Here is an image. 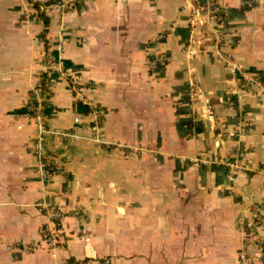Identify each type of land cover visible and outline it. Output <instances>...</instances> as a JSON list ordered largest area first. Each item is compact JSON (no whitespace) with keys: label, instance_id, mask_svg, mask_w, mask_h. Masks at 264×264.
<instances>
[{"label":"crops","instance_id":"1","mask_svg":"<svg viewBox=\"0 0 264 264\" xmlns=\"http://www.w3.org/2000/svg\"><path fill=\"white\" fill-rule=\"evenodd\" d=\"M217 1L0 0V264H264V0Z\"/></svg>","mask_w":264,"mask_h":264},{"label":"built area","instance_id":"2","mask_svg":"<svg viewBox=\"0 0 264 264\" xmlns=\"http://www.w3.org/2000/svg\"><path fill=\"white\" fill-rule=\"evenodd\" d=\"M64 2L67 3L65 4L67 6L71 3V2H67V0L66 1L62 0V3ZM199 11L200 12L198 13V15L201 17L206 15L207 17L211 18V20L215 22L221 23L223 21V17L221 16L220 11L218 9L217 0H206L205 5ZM201 25L204 26V23H201ZM200 35H201L200 32L197 33L196 40H198ZM196 40L194 41L193 39L191 41V44L195 43ZM42 70L46 74L50 72H58V73L65 74L63 63L58 62V61L54 62L53 60H48ZM32 98L35 103H34V106L31 108V118L38 128V133H37L36 142H35V151L40 158V165L38 168V172L44 179L49 180L52 177V175L57 174L61 168L57 169L53 166H49L47 162L45 161V158H44L45 138L47 136H53L57 138L60 137L63 139H74V138H80V137L69 130H52L48 127V123L46 121L47 117L44 111V104H46V102L49 101V93H43L41 92V90H34L32 93ZM89 130L91 132L90 140L93 143L100 145V146H105L108 148L112 147V145L106 140V136L101 130L97 122H95L94 125ZM49 216L52 220L57 221L59 223H62L64 221V214L60 212V210H56V209L50 210ZM247 227L249 228L252 234V238L256 239V237H254L255 234L253 231L252 224L250 223L247 224ZM50 242L52 245L56 244V240L53 236L50 237ZM256 248L259 249L258 259H264V247H262L261 243L258 241L256 242ZM240 257L244 263H248L249 258L245 250L242 252Z\"/></svg>","mask_w":264,"mask_h":264},{"label":"rangeland","instance_id":"3","mask_svg":"<svg viewBox=\"0 0 264 264\" xmlns=\"http://www.w3.org/2000/svg\"><path fill=\"white\" fill-rule=\"evenodd\" d=\"M65 1H66V0H65ZM74 1H75V0H70V1L67 0V2H71V3L74 2ZM65 4H67V3H66V2L62 3L61 6L58 7V9H60V7H61V9H62V7H63V8L66 7V8H67V5H65ZM65 75H66V72H65Z\"/></svg>","mask_w":264,"mask_h":264},{"label":"trees","instance_id":"4","mask_svg":"<svg viewBox=\"0 0 264 264\" xmlns=\"http://www.w3.org/2000/svg\"><path fill=\"white\" fill-rule=\"evenodd\" d=\"M61 3H62V0H60V2H59V4H58V6H60L61 5ZM34 5H36V8H39V6H38V3L37 2H35L34 3ZM36 12H37V10H36ZM38 13V12H37ZM43 16V14H41L40 15V18Z\"/></svg>","mask_w":264,"mask_h":264}]
</instances>
